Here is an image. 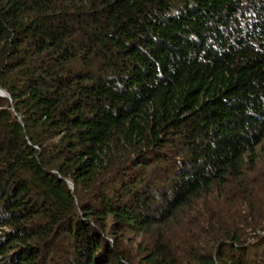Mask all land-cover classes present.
I'll list each match as a JSON object with an SVG mask.
<instances>
[{
    "label": "trees",
    "instance_id": "trees-1",
    "mask_svg": "<svg viewBox=\"0 0 264 264\" xmlns=\"http://www.w3.org/2000/svg\"><path fill=\"white\" fill-rule=\"evenodd\" d=\"M0 87V264H264V0H0Z\"/></svg>",
    "mask_w": 264,
    "mask_h": 264
},
{
    "label": "water",
    "instance_id": "water-1",
    "mask_svg": "<svg viewBox=\"0 0 264 264\" xmlns=\"http://www.w3.org/2000/svg\"><path fill=\"white\" fill-rule=\"evenodd\" d=\"M0 96H5V97H11V95L9 94V92L7 90H5L4 88L0 87ZM70 187L74 188V183L71 180H67Z\"/></svg>",
    "mask_w": 264,
    "mask_h": 264
},
{
    "label": "rangeland",
    "instance_id": "rangeland-1",
    "mask_svg": "<svg viewBox=\"0 0 264 264\" xmlns=\"http://www.w3.org/2000/svg\"><path fill=\"white\" fill-rule=\"evenodd\" d=\"M263 152H264V150H262ZM260 153L262 154V152L260 151ZM263 156H264V153L262 154ZM264 160V159H263ZM128 238L130 239V242H131V240L133 239V236H132V234H130L129 236H128Z\"/></svg>",
    "mask_w": 264,
    "mask_h": 264
}]
</instances>
